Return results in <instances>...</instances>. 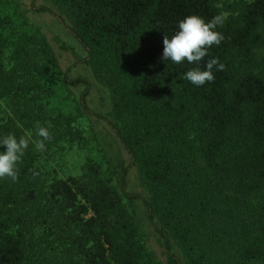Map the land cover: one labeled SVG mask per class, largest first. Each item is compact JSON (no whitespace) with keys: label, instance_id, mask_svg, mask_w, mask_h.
Instances as JSON below:
<instances>
[{"label":"trees","instance_id":"1","mask_svg":"<svg viewBox=\"0 0 264 264\" xmlns=\"http://www.w3.org/2000/svg\"><path fill=\"white\" fill-rule=\"evenodd\" d=\"M49 2L109 94L102 119L136 168L166 264H183L172 242L184 264H264V0ZM221 13L227 17L216 31L225 39L199 64L161 60L163 37L181 20ZM212 58L225 65L213 69L214 82L197 87L184 79ZM67 85H82L76 105ZM88 86L86 77L65 76L44 38L0 0V99L13 115L0 123V138L19 139V125L36 121L57 140L80 141L71 123L86 109ZM102 160L87 153L78 175L39 189L29 142L18 181L0 180V264H43L38 247L56 252L59 264H162Z\"/></svg>","mask_w":264,"mask_h":264},{"label":"rangeland","instance_id":"2","mask_svg":"<svg viewBox=\"0 0 264 264\" xmlns=\"http://www.w3.org/2000/svg\"><path fill=\"white\" fill-rule=\"evenodd\" d=\"M9 1L16 13L44 38L62 73L68 78L80 76L86 77L89 81L88 93L84 101L86 109L81 107L80 115L71 123L72 129H77L80 132V141L69 139L68 136H66L68 140H57L55 136H52L51 141L45 142L46 150L40 151L34 144V141L41 139L36 134V121L28 127L19 125L24 136L31 137L30 142L37 152L35 163L37 186L39 189H43V186L53 179H65L68 176L78 175L81 171L80 167L84 155L97 151L103 156V168L107 167L113 173L112 183L121 193L123 202L132 213L143 244L156 260L166 264L161 240L153 231L145 216L143 200L146 197V192L139 182L136 168L129 163L127 153L108 124L102 119V116H106L110 108V98L107 90L92 78L87 67L80 61L84 57L83 50L68 31L56 21L55 16H58V10L50 4L49 0ZM222 1L229 2L231 0ZM39 5L50 8L53 13L36 11L35 8ZM65 88L66 94L76 105L82 85H67ZM0 109L4 112L0 113V123L7 120L8 117H13L11 111L1 99ZM122 193L132 194L137 198L128 200ZM39 231L40 227L36 229V233ZM37 251L43 264H59L56 252L43 250L42 247H38ZM172 251L184 264L173 242Z\"/></svg>","mask_w":264,"mask_h":264},{"label":"clouds","instance_id":"3","mask_svg":"<svg viewBox=\"0 0 264 264\" xmlns=\"http://www.w3.org/2000/svg\"><path fill=\"white\" fill-rule=\"evenodd\" d=\"M226 17L227 13H221L208 22L196 15L185 17L179 22V30L171 38L166 34L164 35L161 60L170 61L173 64H181L185 61L189 64H199L204 57L209 55V48L219 46L225 39L216 29L223 25ZM214 68L216 71H224L225 65L218 58H212L206 63V70L193 68L185 73L184 79L197 87L214 82ZM36 134L41 139L34 141L35 147L40 151H45V142L52 140L51 133L48 128L37 125ZM30 139V136H21L17 139L14 134L0 138V146L6 148V151L0 152V180L18 181L17 165L22 162L25 151L29 147Z\"/></svg>","mask_w":264,"mask_h":264}]
</instances>
